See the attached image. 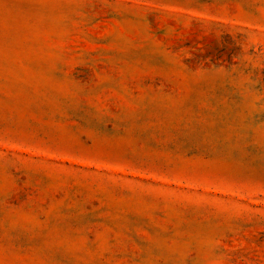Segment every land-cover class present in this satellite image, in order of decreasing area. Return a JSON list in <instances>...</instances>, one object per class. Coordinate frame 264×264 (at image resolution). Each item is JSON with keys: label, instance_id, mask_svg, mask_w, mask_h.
<instances>
[{"label": "rangeland", "instance_id": "1", "mask_svg": "<svg viewBox=\"0 0 264 264\" xmlns=\"http://www.w3.org/2000/svg\"><path fill=\"white\" fill-rule=\"evenodd\" d=\"M0 264H264V0H0Z\"/></svg>", "mask_w": 264, "mask_h": 264}]
</instances>
